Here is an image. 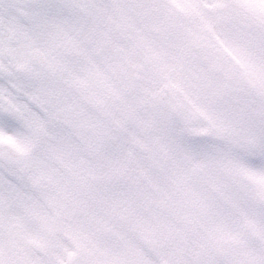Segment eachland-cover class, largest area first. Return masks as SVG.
I'll list each match as a JSON object with an SVG mask.
<instances>
[{
  "label": "rangeland",
  "instance_id": "374dc122",
  "mask_svg": "<svg viewBox=\"0 0 264 264\" xmlns=\"http://www.w3.org/2000/svg\"><path fill=\"white\" fill-rule=\"evenodd\" d=\"M82 1L0 0V66L7 67L17 61L20 33L24 39L39 40V43L47 45L41 40L55 39L58 30L62 36L67 30L73 32L80 28L84 19ZM110 1L116 10L119 9L118 13L126 7L133 8L128 11H133L139 19L141 14L153 12L149 25L142 23L143 31L134 29L136 40L141 49L146 48L145 52L148 51L147 45L152 47L156 41L153 39L157 37L158 20L160 22L174 13L182 16H179L182 21H179L177 29L158 32L159 40L166 42L156 49L165 48L163 52L168 58L165 66L161 62L154 63L152 70L158 84L166 82L172 87L184 117L173 118L167 108L152 104L148 122L144 124L137 120L138 128H145L148 143H155V148L152 143L149 147L154 155L157 153L156 157L164 167L167 184L161 188L153 184V174L145 167H142V172L138 170L140 158L133 155L130 162L124 156L123 144H118V147L94 144L86 148L85 141H90V137L80 131L82 128L74 135L64 133L60 142L54 133L57 128L45 117L43 108L40 121H22L17 74L12 68H5L3 71L8 72L7 77L12 83L7 79L0 81V107L10 106L7 109L11 115L7 118L11 124H7L12 126L0 122V142L10 139L9 142L16 148H23L29 157L17 166L0 160V264H41V260L44 264H66L75 253L92 259L93 263L81 262L83 264H161L170 254V246L177 244L174 238L179 223L176 215L171 214V210H176L174 203L181 204V212L187 216L190 227L199 225L202 231L212 230V234H220L226 229L230 236L237 226L242 229L245 220L246 234L257 231L264 241L262 39L251 32L248 35L235 27V23L226 22L223 18L215 25L201 17V10H226L229 0ZM245 1L233 0L235 9ZM248 5L255 10L253 13L264 19V0H248ZM28 7L24 21L16 19L22 8ZM72 8L76 9L74 16ZM126 11L123 14L127 17L122 18L128 20ZM138 22L136 24L141 26L142 21ZM131 27H134L133 22ZM48 30L49 33L52 30L51 36ZM146 31H152L153 37L146 38ZM143 37L145 39L141 42ZM184 38H195L203 44L208 39L211 43L207 45L208 52L212 45V67L218 71L207 72L195 59L180 67L177 55ZM104 68L105 72L109 71L108 67ZM197 73L205 75V78H200ZM229 74L233 76L234 83L228 84ZM146 95L137 88L136 102L149 104ZM81 120L71 119L69 123L78 125L76 122ZM189 127L205 132L206 139L191 137ZM95 133L97 136L91 138L90 144L98 141L99 134ZM214 133L222 138L223 143L213 141ZM23 134L25 142L21 138ZM138 138L137 141L143 144L142 138ZM177 141L179 144L175 143ZM210 146L212 154H209ZM195 163L200 169L192 174L190 168ZM235 169L247 178L245 185L251 186L244 188L248 198L244 193L240 199L238 195L233 196V202L230 191L236 189V183L227 181L226 174ZM75 194L80 202L75 200ZM110 194L114 196V202L108 201ZM102 196L107 203L95 201L102 207L93 205L90 209L92 197L101 199ZM85 197L88 201H84ZM165 200L172 204L171 208L168 205V210ZM202 206L208 209L204 210L205 214H198L199 210L203 212ZM225 208L229 209V220L218 211ZM215 225L217 227L212 229ZM247 235L239 233L237 237H228L226 247L233 248L238 241L245 242ZM178 248H174L177 254ZM217 249H212V259L226 257L236 264H244L240 261L241 254L236 256L232 251L213 254ZM256 262L250 260L248 264ZM169 264L190 263L180 258Z\"/></svg>",
  "mask_w": 264,
  "mask_h": 264
},
{
  "label": "flooded vegetation",
  "instance_id": "af4514ba",
  "mask_svg": "<svg viewBox=\"0 0 264 264\" xmlns=\"http://www.w3.org/2000/svg\"><path fill=\"white\" fill-rule=\"evenodd\" d=\"M226 11V17L247 32L250 31L249 19L262 22L261 18L251 12L248 13V11L245 13L241 10L238 11V14L232 8ZM128 14L129 19H123L122 17H127V15L118 13L110 0H85L83 24L77 38L73 37L71 30H67L62 36L58 30L59 33L56 34L55 39L43 40V43H48L47 45L36 43L30 39H19V57L16 62L7 67L0 66V80L7 79L8 83H12L7 77L8 72L3 69L12 68L15 70L18 82L16 88L20 96L21 120L40 121L43 108L46 110L45 117L60 129L61 136L64 133L76 134L78 129L82 128L80 131L87 134L90 141H92L91 138L97 136L95 133L97 132L99 134L97 144L102 147L105 144L106 146L113 144L115 147L122 141L126 144L137 143L138 136L146 140L145 128L139 129L137 120L144 124L148 122L152 104L159 105L160 108L167 107L169 98L168 96L164 97L166 93L174 100V106H177V115H181L180 106L176 102V94L172 87L166 82L158 84L154 77L155 71L152 70L154 63L161 62L163 66L167 63L168 56L163 52L165 48L158 50L154 46L152 48L147 45V52H145L146 48L141 49L133 37L131 27V23L135 21V15L132 11ZM201 14V17L208 19V17H204L207 14ZM24 16L25 11L22 8L20 16L16 17L24 21ZM179 16L181 15L170 14V16L162 18L161 26L168 30L175 27L177 29L179 21H182ZM163 20H167V25ZM160 30L162 31V28ZM250 32L261 37L260 44L264 43L262 33ZM37 42L40 41L37 40ZM156 42H159L156 45L159 46L166 41L157 40ZM182 44L186 46V49L180 57L177 56L180 67L189 64L191 59H195L206 68L207 72L218 71L216 67H212V45L208 52L207 45L211 44L208 43V39L203 44L195 38H184ZM166 46L169 48L168 44ZM33 47H39L43 51L46 58L43 65L29 59L27 53ZM138 49L141 50L138 51ZM105 50L106 52H104ZM99 61L100 65L98 66ZM169 64L170 62L166 68ZM104 67H108L109 71L105 72ZM197 75L205 77L203 74L197 73ZM139 84L140 86L137 87ZM137 88H141L144 94H147L146 96L150 100L149 104L145 102L142 105L136 102ZM8 107L10 106L6 105L4 108H0L2 115H11ZM39 112L40 114H38ZM72 112L73 116H71ZM79 118L82 119V122H76ZM71 119H76L75 122L78 125H74L75 123L71 125L69 123ZM59 120L62 121L61 124ZM139 148L141 149L140 153L146 158L151 153L147 151L148 142H143ZM226 176L227 181L232 180L234 183L237 181L240 187H243V176L232 172ZM236 190L241 193L243 188L239 190L237 187ZM180 205L178 204L180 212L178 211L177 214L171 210L173 211L171 214H176L179 223L175 234L179 246L178 259H190L193 264H212V251L216 247L221 250L217 249L213 254L218 251L220 253L232 251V253H236V256L241 254V263L248 264L250 260L257 261L255 264L264 263V241L260 238L259 232L251 231L247 232L249 234L247 235L246 228L242 227L243 230L239 233L247 235L246 241H238V244L233 248L226 247L223 241L225 237H222L223 232L220 234H212V230L201 232V227L195 224L190 227L187 216L181 212L183 210ZM166 209L169 208L166 207ZM237 234H235L236 237ZM173 249H171V253L175 252ZM225 261L226 264H236L226 257Z\"/></svg>",
  "mask_w": 264,
  "mask_h": 264
},
{
  "label": "water",
  "instance_id": "95a60500",
  "mask_svg": "<svg viewBox=\"0 0 264 264\" xmlns=\"http://www.w3.org/2000/svg\"><path fill=\"white\" fill-rule=\"evenodd\" d=\"M33 55V53H32ZM33 57V56H32ZM1 156L9 162L19 163L22 161V154L15 151L11 146L7 145L3 148Z\"/></svg>",
  "mask_w": 264,
  "mask_h": 264
}]
</instances>
